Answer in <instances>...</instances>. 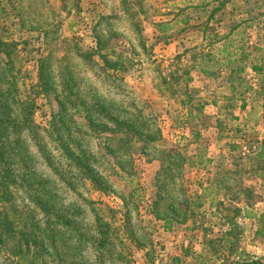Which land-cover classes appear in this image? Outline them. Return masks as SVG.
<instances>
[{
    "label": "rangeland",
    "instance_id": "1",
    "mask_svg": "<svg viewBox=\"0 0 264 264\" xmlns=\"http://www.w3.org/2000/svg\"><path fill=\"white\" fill-rule=\"evenodd\" d=\"M250 95L264 0H0V264H264Z\"/></svg>",
    "mask_w": 264,
    "mask_h": 264
},
{
    "label": "crops",
    "instance_id": "2",
    "mask_svg": "<svg viewBox=\"0 0 264 264\" xmlns=\"http://www.w3.org/2000/svg\"><path fill=\"white\" fill-rule=\"evenodd\" d=\"M237 53H235V55H236ZM237 57H238V54H237ZM235 58H236V56H235ZM262 66H263V64H262ZM262 66L261 67H259V66H255V67H259V68H261L262 69ZM226 66H223V68H225ZM248 69H250L249 71H248V73H249V75L250 76H253V78L254 77H259L258 76V74H260V73H262V71L261 72H259V73H256V72H254L253 71V69H252V67L250 68H248ZM199 79V78H198ZM226 79H227V77H226ZM224 86H226V83H224ZM224 89L226 88V87H223ZM249 97H251L252 99H247V101H245V106H247V104H248V106H249V103H248V101H251L252 102V100L253 101H255V97L254 96H252V95H250ZM255 104H259V107L258 106H254V108H256V110H261L260 112H259V116L262 114V110L264 109V102H256L255 101V103H254V105ZM240 110V105H237V107L235 108V110H234V115L235 116H237L238 115V111ZM262 132H263V136H264V129L262 130Z\"/></svg>",
    "mask_w": 264,
    "mask_h": 264
},
{
    "label": "trees",
    "instance_id": "3",
    "mask_svg": "<svg viewBox=\"0 0 264 264\" xmlns=\"http://www.w3.org/2000/svg\"><path fill=\"white\" fill-rule=\"evenodd\" d=\"M161 32H164V31H161ZM252 69H253V71L256 72V73H259V72L263 71L261 68H259V67H255V66H253ZM237 71H238V72H241V71H239V70H237ZM201 72H202V73H205L204 70H201ZM201 109H202V108H200L199 110H201ZM5 122H6V121L0 119V139H1V131H2L1 124L5 123ZM257 157H258V159H261V161L264 162V142H263V143L261 144V146H260V149H259V152H258V154H257ZM3 225H4V224L0 222V242L2 241V240H1V235H6V234L8 233L7 230L5 229V227H4ZM18 249H19V248H18Z\"/></svg>",
    "mask_w": 264,
    "mask_h": 264
}]
</instances>
